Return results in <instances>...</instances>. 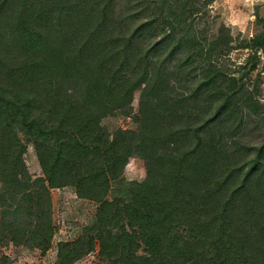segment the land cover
Listing matches in <instances>:
<instances>
[{"label":"trees","instance_id":"1","mask_svg":"<svg viewBox=\"0 0 264 264\" xmlns=\"http://www.w3.org/2000/svg\"><path fill=\"white\" fill-rule=\"evenodd\" d=\"M213 1L0 0V248L46 252L71 186L99 206L56 264H264V17L239 74L230 29L201 25ZM136 92L138 128L109 131Z\"/></svg>","mask_w":264,"mask_h":264},{"label":"rangeland","instance_id":"2","mask_svg":"<svg viewBox=\"0 0 264 264\" xmlns=\"http://www.w3.org/2000/svg\"><path fill=\"white\" fill-rule=\"evenodd\" d=\"M207 21L202 22V27L209 29V33L217 32L223 25L230 29L234 37V47L225 57L227 69L243 73L251 50L240 47V43L253 36L262 26L258 17H264V0H214L210 5ZM256 73V72H255ZM255 73L253 77L255 76ZM140 92H136L133 109L129 115L117 111L103 119L104 126L109 131L117 128L135 130L138 123L135 114L139 107ZM256 134H251L248 139L255 141ZM26 162L33 177L43 175L42 167L34 145L30 144L25 154ZM125 175L130 181H141L147 175L145 161L140 156H133L125 168ZM53 202V222L55 232L52 246L46 251L28 245H15L13 242L1 246L0 250L10 256L13 264H56L58 248L61 241L78 238L88 231L94 223L99 204L91 199L80 198L75 188L66 186L51 189ZM113 197V196H110ZM99 245L96 250L86 255L75 264H97Z\"/></svg>","mask_w":264,"mask_h":264}]
</instances>
